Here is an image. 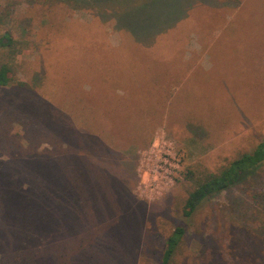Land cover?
I'll return each instance as SVG.
<instances>
[{
	"label": "rangeland",
	"instance_id": "obj_1",
	"mask_svg": "<svg viewBox=\"0 0 264 264\" xmlns=\"http://www.w3.org/2000/svg\"><path fill=\"white\" fill-rule=\"evenodd\" d=\"M145 1L0 0L20 85L0 89V199L35 264H161L178 226L172 264H264V165L182 214L189 172L264 138V0H193L166 23L172 4L151 3L159 31L134 38L117 13Z\"/></svg>",
	"mask_w": 264,
	"mask_h": 264
},
{
	"label": "trees",
	"instance_id": "obj_2",
	"mask_svg": "<svg viewBox=\"0 0 264 264\" xmlns=\"http://www.w3.org/2000/svg\"><path fill=\"white\" fill-rule=\"evenodd\" d=\"M72 1L75 0H32L34 5L41 4L48 7L49 9H51L55 3L59 2L69 5ZM126 1L127 0H101V2L107 4L122 3L124 5L127 3ZM151 1L152 0L145 1V5L137 9L131 8L127 10L125 8V11H118L119 13H117V15L120 16L117 21H119V25H123L119 27L121 29L127 30L134 38H138L141 35L151 36L152 34L159 31L158 28L160 27V25L157 23V20L162 19V15H160L158 12H155L149 7L151 3L153 4L160 1L161 5L169 6L172 4V8L174 10L170 11L171 16L167 13L169 18L162 19L165 23L167 22V20H171V17L173 20H177L178 17L180 18L184 16L186 12H184L181 5L189 3L188 0H174L171 3H167L169 1L167 0L165 4V0ZM126 13L128 14L126 15ZM162 13L165 12L163 11ZM134 21L139 23L136 26L143 25L142 27H138L139 30L140 28H142V30L140 31L142 32V34H140L139 30H137L134 26ZM127 22L129 23L127 24ZM154 22L157 23L156 26H151L150 23ZM17 45V41L14 39L13 35L10 32H6L0 35V50H2L3 52L9 50L14 53ZM17 73V70L12 64H10L9 62H1L0 89L9 88L12 86H20L19 83H16L15 81ZM263 165L264 138L252 150L241 153L234 160L230 161L227 165L222 167L217 173L195 175L193 172H189L188 178L192 182V186L188 190V197L183 205V216L187 219L191 218L205 201L244 182ZM3 200L5 201V199H0V212L9 214L14 219L16 215L14 213L12 214L11 209L15 202H13L10 207L8 206L7 201H5L6 208H3ZM18 218L21 219V217L17 216L16 220H14L15 223L20 226V229L19 232L17 234L15 233L14 235H11L9 234V232H7V229H9V227L6 224L1 225L0 223V253L2 254L0 264H19L14 259L20 258L23 261L25 256L26 258L23 262H21V264H35L34 262H31V258H28V256L32 257L34 253L30 248L31 236L26 233L27 217H23V225L22 223L20 224V220ZM9 220L11 222V219ZM23 226L24 228H22ZM185 235L186 229L184 226H178L173 231L171 236H169L166 241L161 264H172L173 257L178 251V248Z\"/></svg>",
	"mask_w": 264,
	"mask_h": 264
},
{
	"label": "crops",
	"instance_id": "obj_3",
	"mask_svg": "<svg viewBox=\"0 0 264 264\" xmlns=\"http://www.w3.org/2000/svg\"><path fill=\"white\" fill-rule=\"evenodd\" d=\"M188 1H189V3H185V4L181 5L184 12H192V7H191L192 4L191 3L193 2V0H188ZM184 5H186V6H184ZM182 17H180L179 19H181Z\"/></svg>",
	"mask_w": 264,
	"mask_h": 264
}]
</instances>
